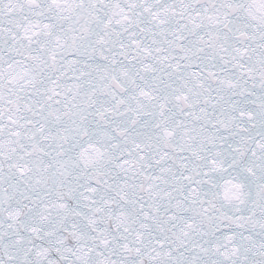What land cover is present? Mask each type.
Here are the masks:
<instances>
[{"label":"snow or ice","instance_id":"snow-or-ice-1","mask_svg":"<svg viewBox=\"0 0 264 264\" xmlns=\"http://www.w3.org/2000/svg\"><path fill=\"white\" fill-rule=\"evenodd\" d=\"M0 264H264V0H0Z\"/></svg>","mask_w":264,"mask_h":264}]
</instances>
